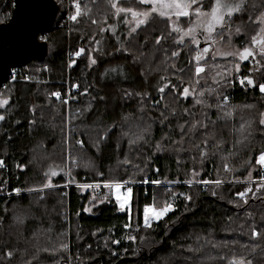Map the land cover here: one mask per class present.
<instances>
[{"label":"trees","instance_id":"16d2710c","mask_svg":"<svg viewBox=\"0 0 264 264\" xmlns=\"http://www.w3.org/2000/svg\"><path fill=\"white\" fill-rule=\"evenodd\" d=\"M11 1L0 0V23ZM55 1V20L40 34L45 57L0 85V264H264V183L245 181L264 173V55L250 38L264 0L259 8L247 0L229 18L235 44L252 48L254 62L240 60L239 75L219 86L215 70L194 75L195 55L174 38L164 44V18L150 17L91 64L84 45L113 21L112 7ZM185 87L194 95H181ZM54 167L63 173L45 187ZM116 183L130 187V211L119 212L112 197L85 211L90 195ZM167 203L173 209L145 226V206Z\"/></svg>","mask_w":264,"mask_h":264},{"label":"rangeland","instance_id":"374dc122","mask_svg":"<svg viewBox=\"0 0 264 264\" xmlns=\"http://www.w3.org/2000/svg\"><path fill=\"white\" fill-rule=\"evenodd\" d=\"M131 2H141V0H129ZM263 0H252V2H254V5L256 8H259L262 4ZM109 5L112 7L113 9V14H112V19L113 21L111 23H108L106 26H103L100 30V33L98 35H96L92 40L90 41L89 44H85L84 45V49L88 52V59L89 62L91 64L94 63L95 59H94V55L97 51L99 52H104L107 50H110L111 48L115 47L117 48H122L123 45H121V41L125 40L126 38H129L132 33L134 32L133 29H137L138 27L142 26V25H137V19H144L143 16H138V17H133L131 12H117V8H122V9H132L133 11H136L138 13H142V12H148L149 15L147 17V20L150 19V17H156V18H164V21H167L168 24V30H167V36L163 35V37H161L162 41L164 42L165 45H168L169 42L172 40V38H174L176 40V43L179 44V47H181L182 49L184 48L186 50V52L188 53L189 57L191 56L192 60H193V56L196 55L202 51V46L201 51L198 49L197 52H192V50L194 48H192L195 44L192 43V38L190 36H184V32L187 31L190 27H193L196 23H197V16L195 14V7H199L203 12L205 13H210L212 7L215 4V0H197V5H194L192 8L188 9L189 11V15L188 16H177L176 12L178 11V9L176 8H165V7H160L161 3H171V0H158L157 2V8L158 11H151V9L153 8V5L151 3H145L147 4V7L142 9L139 7H135L134 4H128L126 0H108ZM247 2V0H244V5L241 9H243L245 7V3ZM113 3H115L116 7H113ZM80 9V6H77V9ZM263 8V9H262ZM260 9H262L259 13H257L254 21L251 22L250 27H255L256 31L252 32V35L250 38L253 37H257L260 38V36H258V33H261L262 28H264V25L261 24L260 20L258 19V17L261 16L262 13H264V6H262ZM164 11L166 13H168L167 15H160V12ZM239 12V11H238ZM237 12V13H238ZM236 13V12H235ZM102 15H106L107 13H101ZM234 14V13H233ZM1 16V15H0ZM184 19L185 22L182 23ZM209 17H200V20L203 21L204 23L207 22V19ZM181 20V21H180ZM226 21H227V26L226 27H221V26H217L213 33L211 34L212 38H211V48L208 51V53L203 57L202 60L197 61L194 58V62L196 67L202 66L204 68V74L209 75L210 77V72L211 70H215L214 74L212 75V79H215L216 84H213L215 86H219L221 79L224 77H226V75L232 80L235 78V76L241 72V64H240V59H239V55L238 53L240 52L239 47L235 44V40H236V35L238 34V31L236 29H232L230 30V24H231V19H229V17L226 16ZM169 34H171L172 36L169 37ZM195 35H196V39L199 42H207L210 39H208V34L205 32L204 28L198 27L195 29ZM213 41H215V43H213ZM256 54H259V51L257 50V48L254 49ZM219 51L221 53L223 52H228V53H237L235 55H217L216 52ZM191 52V54H190ZM254 52V51H253ZM170 54H172V52L170 51ZM237 65L239 67H237ZM194 67V68H196ZM194 75H195V70H193ZM201 74V73H200ZM239 75V74H238ZM222 79V81L224 80ZM237 80H240L239 77H237ZM203 83H206L203 80ZM206 87H208L209 85H206ZM212 87V86H210ZM189 89V94L187 96H193L194 95V88L193 87H187ZM199 84L197 83V86H195V89H198L197 91H199L200 89ZM209 88V87H208ZM184 91V90H183ZM1 91H0V95H1ZM196 95V94H195ZM6 98L4 97H0V102L2 101H6ZM5 103H1V105H3ZM264 113V111H263ZM261 114V119L263 118L264 120V114ZM148 131V128H143V133H146ZM239 133V132H238ZM240 134V133H239ZM55 172V175H52V173ZM59 173H63L61 168H50L47 171V175L48 177L46 178V185L48 187L52 186V177L58 175ZM264 175V173H263ZM247 183H249V186L252 185L255 182H260V183H264V179H253L252 175H248L246 180ZM115 184H105V189L103 191L104 194L99 195V196H94V195H90L89 199H88V205L86 206L85 211L87 213H90L93 206L98 205L104 201H106V199H108V197H112L117 208L120 209V202L117 201L116 197L117 196H121L122 198L124 196H128L129 197V202L127 205H125V207L123 208L126 212L130 211V204H131V193L128 192V189H130V187H123V183H120V187L116 188L114 186ZM93 186H101L100 184H94V185H85V186H81V191L85 192L86 190H89L91 188H93ZM247 186L246 189L249 191L250 187ZM248 191L246 192V194L248 193ZM106 196V197H105ZM243 199H246V195L244 197H242ZM152 207V206H151ZM154 208V207H153ZM145 209V208H144ZM144 218L145 215L143 213V222H144ZM152 221H157V220H153L149 219V223H151Z\"/></svg>","mask_w":264,"mask_h":264},{"label":"snow or ice","instance_id":"6c2138e0","mask_svg":"<svg viewBox=\"0 0 264 264\" xmlns=\"http://www.w3.org/2000/svg\"><path fill=\"white\" fill-rule=\"evenodd\" d=\"M142 3H151L153 5V8L151 9V11L155 12L158 11L157 8V2L158 0H141ZM244 3V0H215V4L211 9L210 13H205L203 12L199 7H195V14L197 16V23L193 26L190 27L187 31L184 32V36H190L192 38V43L194 44H198L199 41L196 39V35H195V29L198 27H203L205 32L208 34V39H211L212 36L211 34L213 33L214 29L217 26H221L226 27L227 26V21H226V16L227 17H231L233 15V13L238 12L241 10L242 5ZM194 5H197V0H171V3H161L160 7H165V8H176L178 9V11L176 12L177 16H188L189 15V11L188 9L192 8ZM113 7H116L115 3H113ZM79 11V9H78ZM131 12L133 17H138V16H143L144 19H137V25H142L145 24L147 21V17L149 15L148 12H142V13H138L136 11H133L132 9H122V8H117V12ZM168 13L161 11L160 15H167ZM200 17H209L207 19V22L204 23L203 21L200 20ZM76 14H74L71 19L75 20ZM258 19L260 20L261 24L264 25V13L261 14L260 17H258ZM133 31H135V29H133ZM238 31V30H237ZM258 36H260V39H257V37H253L252 38V44L256 46L257 50L259 51L260 54L264 55V28H262L261 33H258ZM160 38L157 37V42H159ZM213 43H215V41H213ZM82 51V50H81ZM209 51L208 47H205L202 49L201 52H199L195 59L197 61H200L203 59V55L207 54ZM77 55H79L80 53L77 52ZM177 53H173V55L175 56ZM217 55H235L237 53H228V52H216ZM255 53L253 52V49L250 47H245L243 48V50H241L238 55H239V59L240 60H246L248 59L250 56H253ZM237 67H239L237 65ZM204 71V68L202 66H197L195 68V72L196 74H200ZM244 79H246L248 81L249 84L253 83V80L249 77H245ZM227 82V81H226ZM241 83H243V80L241 81ZM260 91L264 92V84H260ZM159 91L163 92L164 88H161ZM189 94V89L187 87L184 88L183 93H181V95L187 96ZM53 95L58 96L59 93H53ZM146 95V94H145ZM224 100H227V97H223ZM202 101H197V103H201ZM0 103H6V101H2ZM3 117H0V119H2ZM261 123H264V120H261ZM143 136H137L136 140H130V143H135L137 140H142ZM78 143H82L80 141H78ZM203 155V153H202ZM257 163L264 165V153H261L259 157H257ZM225 167L227 168V165H225ZM52 175H55V172L52 173ZM264 178V177H262ZM152 183L154 184H159L160 181H153ZM215 183L219 184L220 181H216ZM116 188L120 187L119 183H116L114 185ZM45 187H47V185H45ZM257 187H261L260 185H257ZM248 190L246 189L244 192H240L237 193L238 196L240 197H244L246 195V192ZM128 192L131 193V189H128ZM253 195H255V193H253ZM117 201L120 202V207L124 208L125 205L128 204L129 202V197L126 195L123 198L121 196H117L116 197ZM190 199V198H189ZM247 201H245L246 203ZM173 209V205L171 203H167L164 207L162 208H153L149 205L145 206L144 209V224L145 226H150L149 223V219L151 217V219L153 220H161L163 217L166 216V214H168L171 210ZM126 227L128 225H125ZM252 235L256 236L258 235V233L255 231V229H253L252 231ZM129 239H134V237H128ZM143 239V238H141ZM119 241H114V243H118ZM233 264H251V261H246L244 258H237L233 260Z\"/></svg>","mask_w":264,"mask_h":264},{"label":"water","instance_id":"95a60500","mask_svg":"<svg viewBox=\"0 0 264 264\" xmlns=\"http://www.w3.org/2000/svg\"><path fill=\"white\" fill-rule=\"evenodd\" d=\"M57 13L55 0L11 1L10 16L0 23V85L8 80L12 68L31 58L42 60L45 57L47 44L40 34L50 29ZM209 45L210 41L198 43L202 48ZM246 60L252 64L254 55ZM119 212L125 213V210L120 208Z\"/></svg>","mask_w":264,"mask_h":264},{"label":"built area","instance_id":"2783aa9c","mask_svg":"<svg viewBox=\"0 0 264 264\" xmlns=\"http://www.w3.org/2000/svg\"><path fill=\"white\" fill-rule=\"evenodd\" d=\"M16 68H17V67H14V68L11 69V71H10V76H11V77L9 76L10 79L13 78V77L15 76ZM262 177H264V175H263ZM260 179H264V178H260Z\"/></svg>","mask_w":264,"mask_h":264}]
</instances>
